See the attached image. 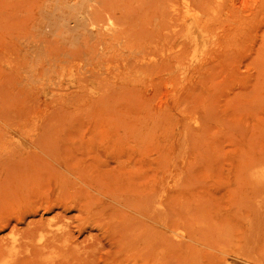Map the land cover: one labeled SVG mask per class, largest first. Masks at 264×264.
<instances>
[{
    "label": "rangeland",
    "instance_id": "374dc122",
    "mask_svg": "<svg viewBox=\"0 0 264 264\" xmlns=\"http://www.w3.org/2000/svg\"><path fill=\"white\" fill-rule=\"evenodd\" d=\"M80 1L0 0V264H264V9Z\"/></svg>",
    "mask_w": 264,
    "mask_h": 264
},
{
    "label": "bare ground",
    "instance_id": "6f19581e",
    "mask_svg": "<svg viewBox=\"0 0 264 264\" xmlns=\"http://www.w3.org/2000/svg\"><path fill=\"white\" fill-rule=\"evenodd\" d=\"M81 1H82V0H81ZM81 1L79 2V4H76V5H78L79 8L81 7V6H79L80 3L82 4V3L84 2V1H83V2H81ZM169 1L172 2V3H171V6H172L173 8H172L171 10L174 11V8L177 7V9H176L177 11H176V12L174 11L175 13H174V12L169 13L171 17H172L173 14H174L175 17H174V16H173V17L176 18L177 15L180 14V13L178 14V11H179V10H178V6H177V4L174 5L172 0H168V1H167L169 4H170ZM189 1H190V0H189ZM189 1H188V2H189ZM191 1H192V0H191ZM197 1L200 2L199 0H197ZM204 1L206 2V0H203V2H204ZM209 1H210V0H207V3H208ZM211 1L213 2L214 6H215V8H216V4H215V2H214L213 0H211ZM221 1H222V0H221ZM86 2H88V0H86ZM86 2H84V3H85L84 6H87V3H86ZM183 2H186V1H183ZM198 2H197L198 5H195V7H198V6H199V3H198ZM205 2H204V3H205ZM224 2H225V4H226L227 0H225V1L223 0V1L221 2L222 4H220V3H218V2H216V3L218 4L217 6H223ZM232 2H233V1H232ZM242 2L245 3V4H248V3L252 2L253 4L256 5V6H254L255 8H256V7L258 8L257 4L259 3V4H260V8H259V10H260V9H261V10L264 9V8H263V7H264V5H263L264 3H262V2H264V0H242ZM242 2H240V3H242ZM192 3H193V2H192ZM207 3H206V4H203V7H204V5H205L204 8L200 5L199 8H197V9H199V10H201L202 8H203V9H206V6H208ZM261 3H262V4H261ZM183 4H184V6L186 5L185 3H183ZM245 4H244V5H245ZM173 5H174V6H173ZM190 5H191V2H190ZM240 5H241V4H240ZM261 5H262V7H261ZM88 6H89V7H92V8L94 7V6H91V5H88ZM100 6H101V7H99V5L96 6V8L98 7V8L101 9V11H99L100 9L97 8V9H98V12H99L98 14H97V11H96L97 9H96V8H95V9H96L95 12H93L94 16H98V17L101 16V17H99L98 21H97V19H96L97 17H93V16H92L93 19L91 18V15H92V14H91V15L89 14L91 11L89 12L88 10H86L87 8L85 7L86 9H85L84 11H86V12L83 13V14L86 16V18L83 17L84 15H83L82 17L79 16L80 18L77 16L78 18L76 17V19H77L76 24L79 23L78 21H81V22H82V20L85 21V20L88 18V15H90L89 18H91V19H89V20H90V23H88V25H89V24H90L91 26H93V25L95 26V25H96V26H95V29H98L97 27H99V26H97V24H100V22H101V23L103 22V17H102V15H101L100 13L102 12V14H103L102 9H103V6H104V5L101 4ZM169 6H170V5H169ZM175 6H176V7H175ZM195 7L191 8V9H194ZM208 7H211V2H210V5H209ZM223 7H224V6H223ZM223 7H222V9H219V10L217 11L218 14H219V11H220V10H221V11H222V10H225V9H223ZM243 7H244V6H243ZM243 7H242V8H243ZM92 8H89V10H91ZM104 8H105V10H106V9L108 10L109 6L107 5V7L105 6ZM170 8H171V7H170ZM179 8H182V7L180 6ZM211 8H212V7H211ZM211 8H208V11H210ZM219 8H221V7H219ZM246 8H249V6L246 7ZM257 8H256V9H257ZM93 9H94V8H93ZM93 9H92V11H93ZM195 9H196V8H195ZM228 9H229V8H228ZM228 9H227V10H228ZM231 9H232V7H231ZM234 9H236V11H237L239 8H238V9H237V8H234ZM234 9H233V13H235V12H234ZM250 9H251V11H252L251 6H250ZM181 10H182V9H181ZM199 10H198V12H199ZM206 10H207V9H206ZM227 10H225V11H227ZM247 10H248V13H249L250 10H249V9H247ZM257 10H258V9H257ZM257 10H256V12H257ZM259 10H258V11H259ZM87 11H88L89 13H88ZM184 11H186V10H184ZM184 11H183L182 13L185 14V15H184V17H183V15H181L182 18H180L179 21H180V23H182L181 19H182V20L192 19L193 21H192L191 23H189V24L186 23V24H187L186 27L188 28V30H190L191 27H195V28H197V29L199 30L201 36H202L204 39H208V37L213 38V36H215V39H216V37L218 38L219 35H218V36H216V35L219 33V31H218L217 34H214V35L210 36L211 32L214 31V30H212V29L210 28V27H211V24H210L211 22L209 23V24H210V27L208 26L209 24L206 22V21L210 20V18H209V17L211 16L210 13H209V14H207V13L204 14V15H209V17L206 18L207 20L205 19V16H204L203 14H200V15L204 16V19H205V20H204V19L202 20V19H200V18L198 17V14L196 13L197 11H196V12H194L195 10H192V11H191L190 8H189L185 13H184ZM212 11H214V10H212ZM212 11H211V12H212ZM221 11H220V12H221ZM238 11H239V13L236 12V14H233L234 17H235V19H238V18H237V15H238V14H240V13L242 14L243 12L245 13L244 8H243V11H240V10H238ZM105 12H106V11H105ZM109 12H110V15L112 14L111 17H109L108 12H106L105 15H108V16H106V17H108V19H107L106 23L103 22V24L100 25V26H102L101 28H102V30L104 29L103 31H104V33H105L106 35H108L109 33H110V35H111V33H113V32L116 33L117 36L114 37L115 34L112 35V38L114 37V39H115V38L118 37V35H119L118 32H119V31H120V32L122 31V32L120 33V35H122V33H123V30H122V29L119 30V31L117 30L118 25H119V24L121 25V26H119L118 28H120V27H124V26H125L124 23L126 22V20L121 16V17L123 18V19L121 18V21L124 20V22H120L119 19H118L119 21L117 20V18H118L119 16L114 17V16H113V11L111 12V10H109ZM262 12H263V11H262ZM86 13H88V14H86ZM214 13H215V11H214ZM229 13H230V12H229ZM231 13H232V12H231ZM231 13H230V14H231ZM244 13H243V14H244ZM253 13H254V12H253ZM96 14H97V15H96ZM171 14H172V15H171ZM176 14H177V15H176ZM246 14H247V11H246ZM233 15H232V16H233ZM253 15H254V14H253ZM181 16H178V18L181 17ZM249 16L251 17L252 14H250ZM112 17H114V18H112ZM212 17H214V16H212ZM212 17H211V18H212ZM234 17H233V18H234ZM246 17H247V15H246L245 17H243V18H244V22H245V19H247L248 22L246 21V23H249V20H250V19L252 20V18H250V19L248 20V17H247V18H246ZM169 18H170V17H169ZM174 18H172L173 21H174ZM216 18H219V16L216 17ZM228 18H231V16L229 15ZM240 18H241V16L239 17V19H240ZM115 19H116L117 21H116ZM212 19H213V18H212ZM231 19H232V18H231ZM100 20H101V21H100ZM114 20H115L116 22H115ZM168 20H170V19L167 18V22H168ZM226 20H227V18H225V21H226ZM232 20H233V19H232ZM251 20H250V22H251ZM173 21H172V23H173ZM214 21H215V20H214ZM216 21H218V20H216ZM225 21H224V22H225ZM230 21H231V20H230ZM230 21H229V20L227 21L228 24H226L225 27H226L227 25H229V24H232V25L234 24L233 21H232L231 23H229ZM117 22H119V23H117ZM174 22H176V23H173V27L176 28V24L178 23V25H179L180 23L177 22L176 19H175ZM224 22H223V20H222L221 25H222ZM237 22H239V21H237ZM237 22H236V24H237ZM244 22H243V24H244ZM95 23H96V24H95ZM121 23H123L124 25L121 24ZM213 23L215 24V22H213ZM217 23H218V22H217ZM241 23H242V22H240V25H241ZM174 24H175V25H174ZM207 24H208V25H207ZM214 24H212L213 27H214ZM236 24H235V25H236ZM88 25H87V26H88ZM223 25H224V24H223ZM232 25H231V26H232ZM238 25H239V24H238ZM240 25H239V26H240ZM207 26L209 27L208 29H207ZM218 26L220 27V24H219V23H218L217 26H216L217 29H218ZM173 27H172V25H171V29H170V26H169V29H168V30L171 31ZM178 27H179L180 29L182 28V27L179 25V26H177L176 29L173 28L172 31H174V33H175V32H176L175 30L178 31ZM216 27H214V29H215ZM234 27L237 28L238 26H232V28H234ZM223 28H224V27H223ZM228 28H231L230 25H229ZM228 28H226V29H228ZM236 28H235V29H236ZM239 28H241V26H240ZM99 29H100V28H99ZM99 29H98V30H99ZM209 29L212 30V31H211V32L208 31ZM224 29H225V28H224ZM224 29H223V31L220 29V31H222L224 34H227V32H229V33L231 34V32L234 31V29H233V31H231V30H230V31H229V30L227 31L226 29H225V30H224ZM237 29H238V28H237ZM102 30H101V31H102ZM218 30H219V29H218ZM101 31L99 30V33H100ZM182 31H183V29L181 30V33H184V32H182ZM226 31H227V32H226ZM236 31H237V30H236ZM179 32H180V31H179ZM179 32H177L176 34H178ZM209 32H210V34H209ZM99 33H98V34H99ZM174 33H172V32L169 33V32H168V33L165 35V38H166L167 35L170 36V37H169L170 39L168 38V36H167L168 40H167V38H166L167 42H168V41H169V42L171 41L170 44L167 43V42H165L166 45H167L168 47H169V45H172V44H173V42H174V40H175L174 37H173L174 35L176 36V38H177L178 36H180V35H176V34H174ZM181 33H179V34H181ZM223 33H221V35H224ZM229 33L226 35V37L229 35ZM100 34H102V33H100ZM171 34H172V35H171ZM173 34H174V35H173ZM106 35H102V36H105V37H106ZM110 35H108V37H109ZM221 35H220V36H221ZM124 36H125V35H124ZM126 36H127V39H128L129 36H132V37H129V41H128V42L126 41V43H127L126 45H129V44L131 45V43H129V42H130V40L133 38V34H132V35L129 34V35H126ZM201 36H200V37H201ZM119 37H120V36H119ZM161 37H162V36H161ZM183 37H184V34H183ZM224 37H225V35H224ZM102 38H103V37H102ZM165 38H164V39H165ZM219 38H220V37H219ZM109 39H110V38H109ZM147 39H150V40H151V38H147ZM159 39H160V37H159ZM164 39H163V41H166V40H164ZM172 39H173V40H172ZM226 39H227V38H226ZM96 40H97V39H96ZM110 40H111V42H112L113 39H110ZM118 40H119V38L117 39V41H118ZM125 40H126V38H125ZM144 40H145V39H144ZM150 40H148V42H147V43H149L148 46H152V45H153V44L150 45V44L152 43ZM217 40H218V39H217ZM217 40H215V41L217 42ZM97 41H98V40H97ZM97 41H96V42L94 41V42H95L94 44H96ZM100 41H101V40H100ZM117 41H116V42H117ZM149 41H150V42H149ZM213 41H214V40H213ZM213 41H212L211 43H213ZM224 41H225V39H224ZM224 41H223V42H224ZM131 42H132V40H131ZM153 42H154V40H153ZM179 42H180V41H179ZM179 42H178V43H179ZM181 42H182V41H181ZM181 42H180V43H181ZM191 42L195 44V39H194L193 37H189V38L186 40V43H188V44L191 43ZM218 42H219V41H218ZM86 43H87V42H86ZM144 43H145V42H144ZM220 43L222 44V41H221ZM220 43H219L218 46H220ZM92 44H93V43H92ZM134 44H135V43H133L132 45L134 46ZM136 44H137V43H136ZM168 44H169V45H168ZM194 44H193V45H194ZM208 44H209V43H208ZM223 44H224V43H223ZM225 44H226V43H225ZM84 45H85V44H84ZM87 45H88V44H87ZM87 45H85V46H87ZM89 45H90V44H89ZM130 45H129V46H130ZM132 45H131V47H132ZM181 45H182V44H181ZM191 45H192V44H191ZM193 45H192V46H193ZM135 46H137V45H135ZM141 46H142V45H141ZM141 46H140V47H141ZM148 46H147V44H146V48H144V49L147 50V47H148ZM176 46H177V45H176ZM182 46H183V45H182ZM215 46L218 48L217 45H215ZM223 46H225V45H223ZM223 46H222V47H223ZM87 47H88V46H87ZM93 47H94V46H93ZM96 47H97V46H96ZM101 47H102V46H101ZM154 47L156 48V46H154ZM161 47H162V48H161ZM161 47H160L159 49H161V51H163V50H164V49H163L164 46L162 45ZM178 47H181L180 44H178V46H177L176 48L179 49ZM209 47H210V44H209ZM213 47H214V46H213ZM213 47L211 48L212 50H213ZM220 47H221V46H220ZM97 48H98V47H97ZM176 48H172L171 51H175ZM193 48L195 49L194 46H193ZM205 48H206V47H205ZM205 48H204V49H205ZM207 48H208V47H207ZM207 48H206V49H207ZM217 48H216V50L214 49V51L217 52ZM91 49H92V46H91ZM93 49H94V48H93ZM93 49H92V50H93ZM102 49H103V48H102ZM111 49H112V48H111ZM209 49H210V48H209ZM94 50H96V49H94ZM182 50H183V49H182ZM182 50H181V53L184 55V54H185L184 52H186V51L183 52ZM165 51H166V50H165ZM165 51H164V52H165ZM176 51H178V50H176ZM176 51H175V52H176ZM191 51H193V50L191 49ZM204 51H205V50H203V52H204ZM222 51H223V50H222ZM222 51H221V52H222ZM96 52H97V51H96ZM164 52H163V53H164ZM188 52H190V50H188L187 53H188ZM206 52H208V51H206ZM209 52H212V51L209 50ZM165 53H166V52H165ZM167 53H168V52H167ZM181 53H180V56H181ZM212 53H213V52H212ZM212 53H210V54H212ZM99 54H100V53H99ZM203 54H204V53H203ZM203 54H202V52H201V55H200L201 58H202ZM207 54H208V53H207ZM169 55H170V57H172L171 54H169V53L166 55V57L169 56ZM204 55H205V54H204ZM101 56H102V55H101ZM174 56H175V55H173V57H174ZM176 57H178V56L176 55ZM203 57H204V56H203ZM174 58H175V57H174ZM193 58H194V57H193ZM201 58H200V59L198 58V59L201 61ZM202 61H203V62H202ZM202 61H201V62H202L203 64L201 63V65L204 66V64H205V63H204V58L202 59ZM129 64H130V63H129ZM197 65H199V64L197 63ZM127 67H128V66H127ZM194 67H195V66H194ZM197 67H198V66H197ZM263 168H264V167H263ZM263 168H262V169H263ZM262 169H261V170H262ZM259 176H261L262 178H264V170H263V172H261V174L259 173ZM52 226H53V225L49 226V229H48V230H44L45 233H46L48 236L45 235V234H41V235H40V237H39V239H38V245L34 248V250H35L37 253H36L35 251H34V252H35L36 254H38V255H36V254L34 253V256H35V255H36V256H40V255H41V252H42L43 250H46V249L48 248L47 246L50 247V246H51L52 244H54L55 242H60L61 240H63L64 232H63L62 228H60V227H52ZM64 227H65V226H64ZM41 232H42V231H41ZM42 233H43V232H42ZM44 240H45V242H46V240H47V242H46V243L43 242ZM14 242H15V241H14ZM11 243H12V242H11ZM7 244H8V243H7ZM15 246H16V245H14V247H15ZM17 247H18V246H17ZM27 250H28V249H27ZM17 251H18V252H21V251H19V250H17ZM18 252H17V254H19ZM17 254H16V255H17ZM11 255H12V253H11ZM11 257H13V256H11ZM26 257H27V256H26ZM29 257H30V256H29ZM29 257H28V258H29ZM24 258H25V257L21 258V260H20L21 262H19V260H18V263L22 264V260H23ZM24 261H25V260H24ZM24 261H23V264H24ZM6 262H7V261H6ZM6 262H5V263H6ZM5 263H3V264H5ZM7 263H8V262H7ZM18 263H17V264H18Z\"/></svg>",
    "mask_w": 264,
    "mask_h": 264
}]
</instances>
